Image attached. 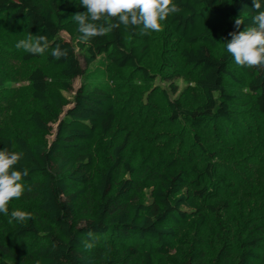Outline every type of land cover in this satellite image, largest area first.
<instances>
[{"label": "trees", "instance_id": "trees-1", "mask_svg": "<svg viewBox=\"0 0 264 264\" xmlns=\"http://www.w3.org/2000/svg\"><path fill=\"white\" fill-rule=\"evenodd\" d=\"M174 2L178 11L162 22L159 32L141 35L139 26L121 24L84 41L73 20L75 13L85 11L79 0H0L2 24L14 26L24 39L44 35L48 42L41 54L23 49L22 59H44L58 69L57 78L41 67L27 76L34 103L28 115L30 131L0 134V147L21 153L16 167L28 169L20 181L21 197L8 203L9 214L15 209L30 214L11 223L9 215L0 214V264H174V227L186 220H191L192 230L198 227L194 231L199 237H208L218 247L211 259L201 239L191 241L175 254L184 259H177V264H254L261 242L256 230L246 233L232 250L230 233L238 212L226 200L211 202L224 172L213 160L216 152L206 147L216 139L214 126L221 123L226 130L234 117L251 122L254 113L264 118V65L238 66L223 42L230 38L236 17H243L242 30L259 10L252 0ZM56 45L67 55L53 57ZM154 49L168 55L160 52L157 59ZM153 56L150 67L145 66ZM103 57L107 68L91 71ZM180 65L188 69L190 86L183 97L178 93L179 79L185 77ZM233 68L245 76L243 98L226 86L235 79ZM152 71L160 72L174 94L171 98L164 92V117L190 135L196 159L188 172L175 167L154 172L160 163L156 160L149 162L148 173L139 175L126 158L134 138L118 116L116 80L127 72L138 89L150 81ZM77 77L82 82L69 98ZM4 83L0 77V94ZM47 135H52L49 142L41 139ZM97 138L112 142L108 162L100 166L90 150ZM262 148L264 144L258 147ZM88 191L95 202L90 209L77 210ZM244 218L245 226L252 227L253 216Z\"/></svg>", "mask_w": 264, "mask_h": 264}, {"label": "rangeland", "instance_id": "rangeland-1", "mask_svg": "<svg viewBox=\"0 0 264 264\" xmlns=\"http://www.w3.org/2000/svg\"><path fill=\"white\" fill-rule=\"evenodd\" d=\"M2 23L1 21L0 77L4 79L5 85L2 87L0 94V134L17 135L20 129L30 131L28 115L33 109L34 103L30 99L28 91L27 76L29 72L35 67H41L52 77L57 78L58 69L48 65L44 59L25 62L21 57L24 50L15 47L16 42L24 39V36L14 26ZM60 35L69 39L64 31H61ZM154 51L157 59L161 58L160 52L164 56L168 55V53L162 52L161 49H154ZM155 56L149 58L150 60L145 62V66L150 67ZM101 67L107 68L105 57L94 62L90 66V70L99 71ZM180 70L181 76L182 72L185 73L183 75L185 77H181L178 83V93L183 97L190 93V86L188 88L189 84L186 83L189 76H186L188 69H185L183 65ZM232 70L235 79L228 81L226 86L236 96L243 98L240 88L244 86L245 76L236 68ZM152 73L153 76L150 81L138 89L132 82L134 77L132 79L127 78V72L119 76L122 78L121 80H116L118 83L116 89L118 116L122 120V126L132 130L134 138V142L128 147L126 158L130 162V166L135 169L136 174L139 175L148 173L149 162L152 161L155 164L156 160H160V163L155 167L154 172L160 171L164 167L183 168L188 172L189 166L196 159L192 156L194 153L190 148L192 147L190 145L191 141H189L190 135L185 132L181 124L170 123L164 117L167 112L164 92H167V95L171 98L174 97V94L170 92L169 83L162 79L160 72L152 71ZM81 82L82 79L79 77L72 80L73 91L67 93L69 98ZM112 82L110 81V84ZM150 93L151 95L148 97ZM252 117L254 119L251 122L245 121L241 117L236 120L234 117L232 122L227 123L226 130H223L221 123L214 126L211 131L217 133V135L214 134L216 139L210 148H206L208 149L207 152H216V157L213 160L216 161L219 170L224 172V179L222 183L220 182L217 193L211 202L216 204L220 200H226L236 210L234 212H238L233 218L235 229L232 228L230 233L234 238L232 242L235 245L232 250L236 251L245 234L255 229L256 231L253 233L258 234L261 242H259L255 251L254 264H264V148L258 149V147H263L264 144V118L255 113ZM41 139L49 142L52 135L44 136ZM231 140L238 142L240 146L233 147L230 145ZM168 142L171 143L170 146H167ZM110 145H112V142L109 139L101 138H97L91 144L90 150L95 154L98 166L108 162ZM148 192L149 189L145 188L144 193L148 195ZM95 200L92 192L88 191L85 194L84 202H80L76 208L77 210L90 209ZM221 211L223 210L219 209V212ZM8 212H10L9 207ZM246 215L248 217L253 216L250 220L252 227L245 226L247 220L244 217ZM190 223L191 220H186L181 225L174 227L177 233L171 251L172 258H175L173 259L174 264H177L176 260L180 259L175 254L179 251L183 252V248L191 241L201 239V248L209 254L208 256L211 259L214 255L212 252H215V247H218L208 237L203 239L199 237L194 231L198 227L192 230ZM179 248L182 249L179 250Z\"/></svg>", "mask_w": 264, "mask_h": 264}, {"label": "clouds", "instance_id": "clouds-1", "mask_svg": "<svg viewBox=\"0 0 264 264\" xmlns=\"http://www.w3.org/2000/svg\"><path fill=\"white\" fill-rule=\"evenodd\" d=\"M79 6L85 11L75 13L73 20L84 41L104 36L121 24L125 28L139 26L141 35L159 32L162 22L178 11L174 0H79ZM252 7L259 10L251 17L252 23L241 30L243 17H236L234 30L228 33L230 38L223 41L234 62L246 68L264 65V0H252ZM112 20L115 23H110ZM47 45L45 36L38 35L18 40L15 47L36 55L43 53ZM51 55L59 59L66 56L67 51L56 45ZM21 158V153L0 147V214L9 215V223L23 221L30 215L20 209L9 214L7 207L10 200L20 198L24 191L20 181L22 176H27L28 169L16 167Z\"/></svg>", "mask_w": 264, "mask_h": 264}]
</instances>
